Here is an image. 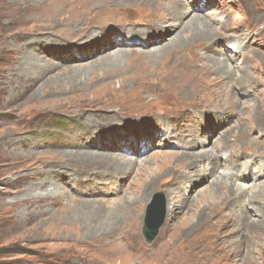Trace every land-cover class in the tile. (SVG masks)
Wrapping results in <instances>:
<instances>
[{
  "label": "rangeland",
  "instance_id": "obj_1",
  "mask_svg": "<svg viewBox=\"0 0 264 264\" xmlns=\"http://www.w3.org/2000/svg\"><path fill=\"white\" fill-rule=\"evenodd\" d=\"M47 2L0 0V264H264V0ZM191 106L230 159H160Z\"/></svg>",
  "mask_w": 264,
  "mask_h": 264
},
{
  "label": "bare ground",
  "instance_id": "obj_2",
  "mask_svg": "<svg viewBox=\"0 0 264 264\" xmlns=\"http://www.w3.org/2000/svg\"><path fill=\"white\" fill-rule=\"evenodd\" d=\"M45 1V0H44ZM46 2H47V0H46ZM52 2H53V4H57L56 6H59L60 4V6H62V5H64V4H62L63 2H64V0H52ZM48 3V2H47ZM46 5V4H45ZM67 8V7H66ZM193 25L195 24H197L198 25V27L199 28H205V27H208L207 25H204V21L203 20H201L199 17H197L196 16V18H194L193 19ZM191 24V25H192ZM174 26H176L175 24H173ZM164 27V26H163ZM206 29V28H205ZM150 42V41H149ZM148 42V43H149ZM175 44L177 43L176 41L174 42ZM150 44V43H149ZM223 51H225L226 52V54L229 56V57H234L235 55H237L238 53H240L241 51H242V47L240 46V45H238V44H235V43H228V44H226V46H225V48H223ZM224 52V53H225ZM229 52L230 53H232V54H230L229 55ZM228 57V58H229ZM227 58V60H229ZM227 70H228V72H232V71H234L233 70V67L232 66H228V68H227ZM227 75V74H226ZM235 75V74H234ZM205 82V81H204ZM223 88V87H222ZM227 88V87H226ZM207 89V88H206ZM228 89V88H227ZM232 89H234L235 90V92L234 93H240L238 90H236L234 87H232V88H230V89H228V90H226L225 91V93H226V95L224 94L223 95V91H220L219 90V92L221 93V98L219 99V98H213L212 100H211V91H209V96H208V98L206 99V102L205 103H209V106L211 107L212 106V103L213 104H218V102H222L223 101V104L224 103H226L227 102V95L229 94V93H231V90ZM204 90H205V88H204ZM209 99H210V101H209ZM217 100V101H216ZM194 106V105H193ZM193 106H191L190 108L189 107H187V109H184V110H182V115H181V117L179 118V123H180V125H185L186 127H188V126H190L189 128H187V129H183V130H176L174 133H175V135H177V136H181V140H182V145H183V149H182V152H183V154H184V152H186V151H189L190 149H191V147L192 146H195V144H194V142H197V140L199 139V132L198 133H196V130H198V131H200V132H202V129L201 128H196V130H195V126L196 125H194L193 126V124L194 123H196L197 122V124H198V122H199V120H200V118L202 119V118H207V117H213V115L215 116V114H222V113H216V112H208V111H206V112H202V110L200 109V108H197V109H194L193 108ZM199 106V105H198ZM162 111V109L160 110V112ZM199 112V113H198ZM156 114V113H155ZM184 114V115H183ZM195 114V116L193 117V115ZM205 115H208V116H205ZM160 120H162L163 121V118L161 117V118H159ZM210 119V118H209ZM134 121V120H133ZM156 123H158V124H156ZM155 124H156V126H161V128H162V130H163V133H164V130H165V132H167V134H166V136L167 137H170V135H169V131L170 130H173V123H165V124H163V122H162V124H161V122L160 121H157ZM176 123V122H175ZM134 125V124H133ZM164 125V126H163ZM191 126H193V128L191 127ZM160 128V129H161ZM184 128V127H183ZM196 133V134H195ZM171 134V133H170ZM199 134V135H198ZM205 137V136H204ZM202 138L203 140H205V138ZM179 138V137H178ZM178 140V139H177ZM196 146H201L202 147V145H198V144H196ZM195 146V147H196ZM202 149L203 150H201L199 153H197V154H194L193 155V157L192 156H188V155H175V154H163V156H160V159H162L163 160V162H166V161H178V159H184L185 161V163L187 164V165H189V164H191V161H186V160H191L192 159V161L193 162H197V163H199L200 161H203L204 159H206V157H210L211 159H212V161H219L221 158H226V159H230L231 157H232V153H227V152H225V153H223V151H221V152H217V153H215L214 154V152H213V150L211 149V150H207V149H204L203 147H202ZM218 149V148H217ZM221 154V155H220ZM130 160H132V159H129L128 161H130ZM188 162V163H187ZM210 165H211V163H210ZM190 166V165H189ZM206 167H203V169H205ZM246 168V167H245ZM212 169H214V167L212 168ZM205 172V171H204ZM206 174V173H205ZM228 175V172L227 173H225V174H223V176H219V177H217L216 178V183H219L220 185H225L226 183H227V180L225 181L224 180V176H227ZM191 177V176H190ZM214 182V181H213ZM215 183V184H216ZM230 184H233V183H231L230 182ZM227 185V184H226ZM228 186V185H227ZM245 184H239L238 185V187H237V192H238V194H241V193H239V192H243L244 190L246 191L247 190V188L245 189ZM230 188V187H229ZM254 188H255V185H254ZM244 189V190H243ZM237 195V194H236ZM236 202V201H235ZM175 206H176V208L177 209H180L181 207V205H178L177 203H175V205L172 207V209H171V211L172 212H174V209H175ZM214 237V236H213ZM216 237V236H215ZM174 246V245H173ZM166 247V246H165ZM164 247V248H165ZM176 247V246H175ZM159 258V257H158ZM181 259V258H180ZM179 260V259H178ZM175 261V260H174ZM181 261V260H180ZM182 264V263H181Z\"/></svg>",
  "mask_w": 264,
  "mask_h": 264
},
{
  "label": "water",
  "instance_id": "obj_3",
  "mask_svg": "<svg viewBox=\"0 0 264 264\" xmlns=\"http://www.w3.org/2000/svg\"><path fill=\"white\" fill-rule=\"evenodd\" d=\"M162 196V192L155 194L153 201L147 208V218L144 224L143 233L148 242H152L155 239L165 220V207L159 201Z\"/></svg>",
  "mask_w": 264,
  "mask_h": 264
}]
</instances>
